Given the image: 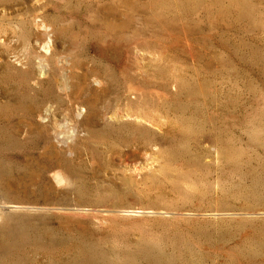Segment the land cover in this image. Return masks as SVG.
<instances>
[{"label": "rangeland", "instance_id": "rangeland-1", "mask_svg": "<svg viewBox=\"0 0 264 264\" xmlns=\"http://www.w3.org/2000/svg\"><path fill=\"white\" fill-rule=\"evenodd\" d=\"M0 264H264V0H0Z\"/></svg>", "mask_w": 264, "mask_h": 264}, {"label": "bare ground", "instance_id": "bare-ground-1", "mask_svg": "<svg viewBox=\"0 0 264 264\" xmlns=\"http://www.w3.org/2000/svg\"><path fill=\"white\" fill-rule=\"evenodd\" d=\"M129 1H130V0H129ZM103 9H104V8H103ZM103 11H104V10H103ZM106 14H108V13H106ZM106 23H107V22H106ZM111 29H112V28H111ZM79 77H80V76H79ZM79 82H81V81H79ZM66 85H67V84H66ZM61 86H62V85H61ZM66 88H67V87H66ZM77 91H78V90H77ZM81 91H82V90H80L79 93H80ZM85 92H86V91H85ZM85 92H84V93H85ZM75 94H76V93H75ZM94 101H95V100H94ZM87 103H88V102H87ZM85 104H86V103H85ZM115 110H116V109H115ZM78 112H79V111H78ZM112 114H113V113H112ZM114 115H115V114H114ZM114 115H113V116H114Z\"/></svg>", "mask_w": 264, "mask_h": 264}]
</instances>
